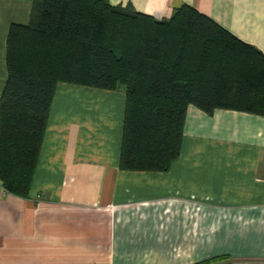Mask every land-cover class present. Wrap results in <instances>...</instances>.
I'll return each instance as SVG.
<instances>
[{
    "label": "crops",
    "instance_id": "crops-1",
    "mask_svg": "<svg viewBox=\"0 0 264 264\" xmlns=\"http://www.w3.org/2000/svg\"><path fill=\"white\" fill-rule=\"evenodd\" d=\"M0 0V95L10 23ZM169 18L189 4L264 54V0H109ZM125 89L60 82L26 197L0 184V264H264V115L190 104L166 171L121 170Z\"/></svg>",
    "mask_w": 264,
    "mask_h": 264
},
{
    "label": "trees",
    "instance_id": "trees-1",
    "mask_svg": "<svg viewBox=\"0 0 264 264\" xmlns=\"http://www.w3.org/2000/svg\"><path fill=\"white\" fill-rule=\"evenodd\" d=\"M5 56L0 184L22 197L60 82L124 87L121 170H168L190 104L264 115V54L189 4L157 19L109 0H33L28 23H10Z\"/></svg>",
    "mask_w": 264,
    "mask_h": 264
},
{
    "label": "rangeland",
    "instance_id": "rangeland-1",
    "mask_svg": "<svg viewBox=\"0 0 264 264\" xmlns=\"http://www.w3.org/2000/svg\"><path fill=\"white\" fill-rule=\"evenodd\" d=\"M227 261L228 260L226 258L220 257L213 264H225V263H227Z\"/></svg>",
    "mask_w": 264,
    "mask_h": 264
}]
</instances>
